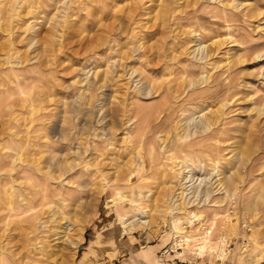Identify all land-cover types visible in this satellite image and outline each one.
<instances>
[{
    "label": "rangeland",
    "instance_id": "obj_1",
    "mask_svg": "<svg viewBox=\"0 0 264 264\" xmlns=\"http://www.w3.org/2000/svg\"><path fill=\"white\" fill-rule=\"evenodd\" d=\"M260 13L264 0H0V148L14 155L6 162L28 158L33 142L42 145L31 159L54 155L96 172L66 213L83 223L80 240L100 230L96 246L110 253L88 260L77 246L70 264L82 257L81 264H103L129 242L151 245L163 236L168 251L154 264H264V116L251 129L264 108ZM182 171L191 194L176 201ZM107 183L117 192L109 186L98 197ZM120 194L136 195L152 230L124 232ZM170 198L203 215L190 223L180 216L188 238L177 247L171 216L156 213ZM11 200L0 202L2 214ZM212 224L210 241H227L222 260L197 255L198 229Z\"/></svg>",
    "mask_w": 264,
    "mask_h": 264
},
{
    "label": "bare ground",
    "instance_id": "obj_2",
    "mask_svg": "<svg viewBox=\"0 0 264 264\" xmlns=\"http://www.w3.org/2000/svg\"><path fill=\"white\" fill-rule=\"evenodd\" d=\"M214 1H216V0H214ZM221 3H222V1H221ZM259 15H261L262 18H264V13H260ZM260 27L264 28V23ZM230 42H231V40H230ZM224 43H225V41L224 42L222 41L220 43H215V44L213 43L216 47H214V49L212 51H210L211 55L206 56V58H208L212 55H215L216 53H219L218 50L220 49L221 46L223 47ZM231 45H232V43H231ZM260 50L262 52V49H260ZM227 51H225V52H227ZM255 53H254V55H255ZM257 54L260 55V53H257ZM261 57H264V55L257 56L256 58L259 59ZM226 74H223V75H226ZM209 78H211V77H209ZM213 78H214V76L212 77V79ZM216 78H217V75H216ZM218 78H219V76H218ZM222 78H225V77H222ZM227 79H228V77H227ZM214 81L216 84L215 78H214L213 82ZM218 81H221V80L218 79ZM222 81H223V79H222ZM213 85H214V83H213ZM213 85H211V86L213 87ZM226 85H227V83H226ZM233 87H236V86L233 85L232 87H229V88L232 89ZM224 88H225V86H224ZM208 89H210V88L208 87ZM213 89H215V88H213ZM213 91H215V90H213ZM232 91H234V90H232ZM235 91H237V90H235ZM206 92H208V91L207 90L204 91L205 94H206ZM223 92H226V90L225 91L223 90ZM209 93H211V91ZM231 94H233V93H231ZM234 94H236V93H234ZM225 98H227V97H225ZM232 98L233 97H231V99ZM228 104H230V103L228 102ZM253 104H255V103H253ZM221 106H223V105H221ZM227 107H226V109H227ZM221 110H222V108H220V110H219L220 113L222 114ZM225 113H223V116ZM217 114H218V112H217ZM255 114H256V116H255L254 121L251 125V127H252L251 129H253L256 126V123L259 121L260 116H262V118H263L264 108L262 110H258V112ZM150 117H152V116L150 115ZM206 117H209V116H206ZM211 117H214V115ZM208 120H207V122H208ZM217 121H218V119H217ZM211 122H212V120L210 121V123ZM143 124H144V122H143ZM145 124H146V122H145ZM209 128H210V125H209ZM206 129L208 131V128H206ZM207 131L205 133H207ZM200 140H201V138H200ZM12 141L14 142L15 140H12ZM18 141H20V140H18ZM15 142H17V140ZM15 142L13 144L16 146L17 144ZM28 142H30V141H28ZM191 143H194V142H191ZM49 144H48V146H49ZM20 145H21V141H20ZM194 145H196V144H194ZM40 146H38V144L33 143V142L26 144L24 154H26L28 156V158L20 160L18 162L14 159V161L11 160L9 163H7L6 161L9 158L12 159L11 157L14 155H10L6 151L4 152L2 150V148H0V202L4 198L10 199V200L11 199L15 200L14 206H12L11 209L9 208L8 212H7V209H6V212L4 211L5 212L4 214H2L0 212V264H57V263H59V262H56L57 258L60 259V261H61L59 264H70V263H72L71 260L77 251V246H78V243L80 240L79 231L82 229L83 223L80 222V223L74 224L73 219L68 216V214L66 213V210H68L69 207H73L76 203L79 202V200L82 198V196L86 192V189L88 188V185H87L88 180L91 179V181H92L93 179H95L93 177L95 176L96 172H91V171L89 172L85 168V166L72 165L69 162L64 163V164H61L62 162L61 163L56 162L57 160L54 161V159H53L54 155L51 156L50 158H48L50 160L46 159V160H48L49 167H47V165H45L46 160H45V163H44V161H41L43 163H40V161L38 162V160L36 161L35 159L29 158L30 156H33L34 154L37 153L38 149H40ZM186 146H187V144H186ZM10 147H11V145H10ZM18 147H22V145L18 146ZM45 147H47V145H45ZM15 148L16 147H14V150H15ZM9 152H10V150H9ZM208 153H211V152H208ZM180 166H182V165L180 164ZM7 167H9L8 171H6V169H8ZM176 170H178V169H176ZM177 174L181 175L180 182H179L178 189H177L180 192L177 191V193L174 192L173 194H175V196H176V201H180L182 199V197H184L183 199H185L189 194H191V193H189L187 184L189 182H191L192 179H191V176L188 175L189 171H182L180 173L178 172ZM122 177H119L116 174L115 180H113V186L116 187L117 183L122 181V179H121ZM119 184H121V183H119ZM218 185H220V183ZM103 186H102V189L100 191L98 189V191H99L98 197H100L101 195H105V193L108 194L107 192L109 191L108 189L110 187L112 189V186H110V184H108V186L107 185L105 186L107 189H104ZM115 187H113L114 189H112V190H115V191L118 190V189H116L118 187H116V188ZM120 187H121V185H120ZM222 187H223V184H222ZM124 188H126V186ZM106 190H107V192H106ZM118 194L119 193H117V195ZM134 196H136V195L131 194L130 197H126V196L120 194L118 196L120 201L125 205L123 207V209H124L123 214L120 216V220H121L120 222H121V226H123L124 232H135L137 230H141V231L142 230H152L151 229L152 221L150 220V217L144 213L145 211L139 209L138 204H136V201H135V199H137V198ZM132 197L134 199H131ZM192 197H189L190 200L192 199ZM111 198H112V196L107 198V200H108L107 202L110 203L111 202L110 200H112ZM194 200H196V199H194ZM4 201H2V202H4ZM205 201H207V200L205 199L204 202ZM113 202H114V200H113ZM171 202H172V198H170L168 200H164L162 203L165 204L166 207L165 206L164 207L166 209L163 211V213H161L160 210H158L159 212L157 211L156 213L157 214L160 213V216L162 218H165L166 216H168V217L171 216V218H172L171 228H172V231L174 233V239H175L173 246L177 247V246H181V244H179V243H181V241H180L181 239L188 238V237L182 236L185 234L183 232L184 222L190 223L191 220H193V221L197 220L198 217L202 214L197 215V213H195V211L194 212L188 211L187 205L189 203H186V205L183 203H180V204L176 203L177 204L176 205V204H171ZM6 205H8V203H6ZM9 205H10V203H9ZM153 213H152V216H153ZM152 216H151V219H152ZM180 216H183V218ZM181 218H182V220L184 219V222H182ZM227 223L228 224H226V228L224 227V229L231 236H233V237L236 236V234H235L236 224H232L230 221H228ZM8 227H11L10 230L8 229L9 231L6 229ZM213 229H214L213 224L211 226L201 225L200 228L198 229V233L200 235L198 237L201 238L200 239L201 242H199L198 245H195L196 250L198 251L197 255L201 256V255L207 253L208 255H215L219 260H222L224 257L223 249L226 247L227 241H226V238L224 236H220V239L218 241H215L214 243H212L210 241V235H211ZM252 233L256 234L257 232L252 231ZM191 237L193 238V236H191ZM183 253H186V250L184 248H183Z\"/></svg>",
    "mask_w": 264,
    "mask_h": 264
},
{
    "label": "crops",
    "instance_id": "obj_3",
    "mask_svg": "<svg viewBox=\"0 0 264 264\" xmlns=\"http://www.w3.org/2000/svg\"><path fill=\"white\" fill-rule=\"evenodd\" d=\"M165 236L162 237V239L158 240V242H153L151 245H139L134 244L133 242H129L125 249L118 254L116 258H112L111 260L104 259L103 264H154L156 255L160 254V256L163 255V253L167 252V243H165ZM103 238L102 232H97V230L91 233V235L86 238H82L78 244V246H83V248L86 249V251L83 253V255H87V259L90 260V256L94 253H100V254H107L110 253V249H105L103 247H97V243H99L100 239ZM83 239V241H82ZM169 248V247H168ZM161 252V253H160ZM126 257L125 259H121L119 261V258ZM84 260V257H82L79 261V264H81ZM116 261V262H114ZM119 261V262H118ZM160 261H162L160 259Z\"/></svg>",
    "mask_w": 264,
    "mask_h": 264
}]
</instances>
